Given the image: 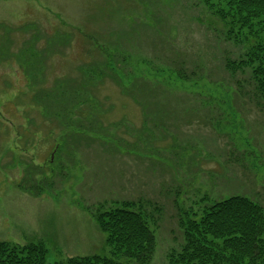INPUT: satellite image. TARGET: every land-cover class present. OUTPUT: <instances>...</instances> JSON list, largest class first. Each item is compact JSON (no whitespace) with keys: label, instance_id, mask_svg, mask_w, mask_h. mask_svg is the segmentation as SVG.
I'll return each mask as SVG.
<instances>
[{"label":"rangeland","instance_id":"obj_1","mask_svg":"<svg viewBox=\"0 0 264 264\" xmlns=\"http://www.w3.org/2000/svg\"><path fill=\"white\" fill-rule=\"evenodd\" d=\"M203 2L0 0V240L47 262L110 255L92 214L136 200L148 264H171L181 215L232 195L264 211V104L250 64L224 66L254 43L264 65V34H229ZM142 79L194 109L158 120L127 93Z\"/></svg>","mask_w":264,"mask_h":264},{"label":"trees","instance_id":"obj_2","mask_svg":"<svg viewBox=\"0 0 264 264\" xmlns=\"http://www.w3.org/2000/svg\"><path fill=\"white\" fill-rule=\"evenodd\" d=\"M199 1H204L211 12L229 25V34L242 35V39L251 43L256 35L264 34V0H217L218 7L212 0ZM261 53L262 47L254 43L246 54L247 60L236 62L227 57L224 66L234 71L250 64L253 68L249 84L254 96L264 104V65L259 62L253 66ZM184 69L179 66L174 70L180 79L188 78ZM127 93L160 121L171 117L177 107L184 114L194 109L186 104V96L144 79L133 80ZM141 211L138 201L123 200L119 205L98 207L93 212L110 255L92 254L47 262V249L40 242L22 245L0 240V264H126L124 260L148 264L155 251V233ZM179 227L183 242L179 252H170L171 264H264L263 207L246 196L232 195L214 201L202 209L198 218L187 212L180 216Z\"/></svg>","mask_w":264,"mask_h":264}]
</instances>
